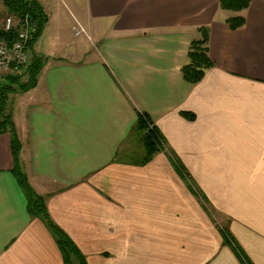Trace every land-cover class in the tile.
Here are the masks:
<instances>
[{"label":"crops","instance_id":"1","mask_svg":"<svg viewBox=\"0 0 264 264\" xmlns=\"http://www.w3.org/2000/svg\"><path fill=\"white\" fill-rule=\"evenodd\" d=\"M32 1L47 26L30 53L48 57L23 96L17 162L86 264H243L235 248L264 264V0L240 13L218 0ZM7 14L0 0L1 31ZM200 29L213 67L191 85L181 68ZM139 116L174 163L125 156ZM11 144L0 133V264H63L28 213Z\"/></svg>","mask_w":264,"mask_h":264},{"label":"trees","instance_id":"2","mask_svg":"<svg viewBox=\"0 0 264 264\" xmlns=\"http://www.w3.org/2000/svg\"><path fill=\"white\" fill-rule=\"evenodd\" d=\"M3 3L8 14L14 15L18 19L27 16L36 23V34L29 42V48H32L45 23L40 5L32 0H3ZM250 4L251 0H218L220 9L237 13L247 10L250 7ZM225 22L229 29L237 30L244 26L245 18L239 15L229 18ZM199 32L200 38L193 40L189 44L187 63L181 68L182 78L185 82L191 85L199 83L204 77L205 72L213 67V62L208 55L207 34L202 29H200ZM15 37L16 31L14 30L8 33L0 30V39H6L9 42H13ZM45 61V59L40 57L32 56L31 63L22 73L16 76H3L4 80L3 82H0V133L9 131L11 134V146L13 157L15 159L13 173L19 186L25 193L28 213L33 217L42 219L45 222L47 228H49V231L53 234L54 239L59 246L60 252L63 256V264H72V259L79 261L78 264H86L84 257L81 255L79 250L50 219L47 212L45 199L32 192L29 185L27 184L25 176L21 172L17 162V156L19 153L18 138L16 137L15 131H13L10 116L5 111V104L10 95L21 94L35 87L37 77ZM137 127L139 128V131H144L141 139L145 147L146 154L142 161L145 162L151 160L156 152L159 153L161 150L167 151L163 146V137L155 126H151V124L146 119L139 116L137 119ZM167 153L171 157V162L176 160L175 156L172 158L168 151ZM221 235L225 244H231L234 246L233 240L230 238L226 230H223ZM235 249V253L239 256L243 264H248L240 250L237 248Z\"/></svg>","mask_w":264,"mask_h":264},{"label":"built area","instance_id":"3","mask_svg":"<svg viewBox=\"0 0 264 264\" xmlns=\"http://www.w3.org/2000/svg\"><path fill=\"white\" fill-rule=\"evenodd\" d=\"M2 30L5 33L14 30L16 37L13 42L0 39V72L4 75L16 76L31 63L29 42L36 34L37 25L27 16L18 19L12 14H7L3 20ZM73 30L76 35L83 32L80 27H74Z\"/></svg>","mask_w":264,"mask_h":264},{"label":"rangeland","instance_id":"4","mask_svg":"<svg viewBox=\"0 0 264 264\" xmlns=\"http://www.w3.org/2000/svg\"><path fill=\"white\" fill-rule=\"evenodd\" d=\"M63 13H64V16L66 18V25H67L66 29H67V31L69 33L68 27L70 25V19L65 14V11H63ZM62 19H63V27H64L65 26V22H64L63 16H62ZM46 22H47V20H46ZM46 22L44 23V26H43L44 28L47 26ZM54 25H55L54 23H50V26L45 29V33L43 35L44 36L43 37L44 46L42 47V49H44L47 52H49L51 50V46H52V43H53V41H51L48 37L51 35V30H52V27ZM68 33H66V34H68ZM70 35H71V33L69 34V36ZM40 55H42V54H40ZM47 57L48 56H46V55L45 56H40V58L45 59V60L47 59ZM3 76H6V75L3 74ZM23 80H25V79H23ZM24 93H26V92H24ZM24 93H21L20 95L16 94V96L15 95H10L8 97L7 101H6V104H5L6 113H8V115L10 116V121L12 123L13 131H15V134H16L17 138L19 137L18 136V129H19V125H20V122L18 121V118L20 117V114H21V111H22V105H23L22 102H23V99L25 98V97H23ZM4 133L10 134L9 131H6ZM143 133H144L143 130L142 131H138L137 129H135L133 131V134H131V136L129 137V140L125 143L124 150L127 153L128 152L132 153L131 155H125L129 159L142 160L145 157L146 150H145V147H144V145L142 143V139H141ZM163 146L165 147V144H163ZM159 153H163L165 155V157L170 161L169 155L164 150H161ZM159 153L156 152L153 155V157L158 155ZM203 204H204V202H203ZM204 206H205V204H204ZM205 208L211 214L210 208L206 207V206H205ZM214 218H215L217 224L223 225L222 221H224V220L222 218L217 217V216H214ZM221 228H223V227H221ZM71 261H72V264H78L79 263V261H77L76 259H72Z\"/></svg>","mask_w":264,"mask_h":264}]
</instances>
